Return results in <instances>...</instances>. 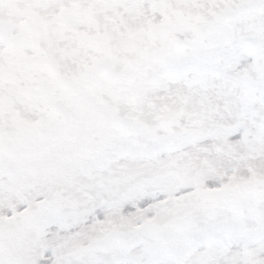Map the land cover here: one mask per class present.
Listing matches in <instances>:
<instances>
[{
    "label": "snow or ice",
    "instance_id": "6c2138e0",
    "mask_svg": "<svg viewBox=\"0 0 264 264\" xmlns=\"http://www.w3.org/2000/svg\"><path fill=\"white\" fill-rule=\"evenodd\" d=\"M0 264H264V0H0Z\"/></svg>",
    "mask_w": 264,
    "mask_h": 264
}]
</instances>
